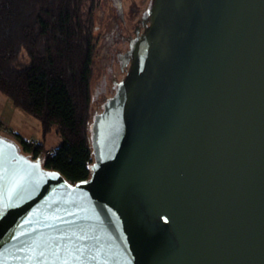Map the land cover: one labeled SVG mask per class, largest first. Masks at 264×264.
<instances>
[{
    "label": "water",
    "instance_id": "1",
    "mask_svg": "<svg viewBox=\"0 0 264 264\" xmlns=\"http://www.w3.org/2000/svg\"><path fill=\"white\" fill-rule=\"evenodd\" d=\"M149 12L86 181L0 136V264H264V0Z\"/></svg>",
    "mask_w": 264,
    "mask_h": 264
},
{
    "label": "trees",
    "instance_id": "2",
    "mask_svg": "<svg viewBox=\"0 0 264 264\" xmlns=\"http://www.w3.org/2000/svg\"><path fill=\"white\" fill-rule=\"evenodd\" d=\"M84 0H0V93L38 121L42 141L15 134L24 152H46L56 127L61 142L42 166L71 184L94 162L89 125L96 41Z\"/></svg>",
    "mask_w": 264,
    "mask_h": 264
},
{
    "label": "rangeland",
    "instance_id": "3",
    "mask_svg": "<svg viewBox=\"0 0 264 264\" xmlns=\"http://www.w3.org/2000/svg\"><path fill=\"white\" fill-rule=\"evenodd\" d=\"M153 0H84L83 13L91 9L92 31L96 41L94 71L91 80V124L94 116L101 113L104 104L114 96L127 75L132 59L133 44L149 26V12ZM12 130V131H11ZM15 134L36 144L42 141L38 121L16 108L0 93V136L14 141L24 152ZM61 142L56 127L44 141L45 150H53ZM45 153V152H44Z\"/></svg>",
    "mask_w": 264,
    "mask_h": 264
},
{
    "label": "snow or ice",
    "instance_id": "4",
    "mask_svg": "<svg viewBox=\"0 0 264 264\" xmlns=\"http://www.w3.org/2000/svg\"><path fill=\"white\" fill-rule=\"evenodd\" d=\"M57 239L62 240L63 237H58ZM31 250L34 251L35 249L33 248ZM76 251L79 252L80 255L79 256H76L75 259L79 260L80 259V256L83 255V251L81 249H77ZM59 253H60V245L57 244L56 247H55V249L53 250V255H55L57 257V259H59ZM40 255L41 256H44V252H41ZM63 264H70V260H69L68 257H65V259L63 261Z\"/></svg>",
    "mask_w": 264,
    "mask_h": 264
},
{
    "label": "built area",
    "instance_id": "5",
    "mask_svg": "<svg viewBox=\"0 0 264 264\" xmlns=\"http://www.w3.org/2000/svg\"><path fill=\"white\" fill-rule=\"evenodd\" d=\"M48 153H50V151L45 152V153L44 152H41L38 155H36L35 157H33L32 160H35L36 158H38L40 160V162L43 163V160L45 158V155L48 154Z\"/></svg>",
    "mask_w": 264,
    "mask_h": 264
},
{
    "label": "crops",
    "instance_id": "6",
    "mask_svg": "<svg viewBox=\"0 0 264 264\" xmlns=\"http://www.w3.org/2000/svg\"><path fill=\"white\" fill-rule=\"evenodd\" d=\"M12 131V130H11ZM18 135H20V134H18ZM21 136V135H20ZM5 137V136H4ZM22 137V136H21ZM23 138V137H22ZM25 139V138H24ZM37 143V142H36ZM54 149V148H53ZM49 150H46V152H48ZM50 151H52V150H50Z\"/></svg>",
    "mask_w": 264,
    "mask_h": 264
}]
</instances>
